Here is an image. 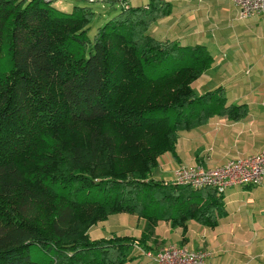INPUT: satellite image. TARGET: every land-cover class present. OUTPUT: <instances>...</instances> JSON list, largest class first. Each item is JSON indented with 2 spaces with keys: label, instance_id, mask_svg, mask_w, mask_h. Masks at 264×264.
<instances>
[{
  "label": "trees",
  "instance_id": "16d2710c",
  "mask_svg": "<svg viewBox=\"0 0 264 264\" xmlns=\"http://www.w3.org/2000/svg\"><path fill=\"white\" fill-rule=\"evenodd\" d=\"M55 2L0 0V264H126L159 222L218 227L224 196L152 175L179 132L247 113L222 86L194 90L211 52L151 34L165 0L122 7L93 40L95 12ZM116 214L146 233L91 239Z\"/></svg>",
  "mask_w": 264,
  "mask_h": 264
},
{
  "label": "crops",
  "instance_id": "0c3cea01",
  "mask_svg": "<svg viewBox=\"0 0 264 264\" xmlns=\"http://www.w3.org/2000/svg\"><path fill=\"white\" fill-rule=\"evenodd\" d=\"M165 1L172 4L174 28L167 31L166 36L157 37V32L153 31L152 35L161 40H178L184 46H206L214 63L194 82L201 85L197 90L193 84L194 90L201 95L222 86L227 104L245 105L247 113L239 120L216 116L204 125L181 131L177 160L167 153L162 156V164L159 159L160 168H164L165 174L175 170L179 163L216 168L231 160L259 153L264 148V46L248 48L247 44L262 17L236 22L238 8L230 0H210V5L207 0ZM149 2L131 0L129 5L147 6ZM61 3L54 5L63 11L71 10L70 5ZM191 5L198 7L196 16L182 18L185 13L179 12L185 10L183 6L191 9ZM204 7L208 8L206 16L210 13L212 24L216 25L210 32L199 25L200 17H204ZM191 18L194 29L186 33L180 25ZM207 82L210 89H202ZM224 201L228 215L216 228H207L195 221L173 228L166 222L148 235L144 231L145 220L136 215L116 214L94 226L90 237L93 240L112 236L141 238L146 233L148 246L157 247L159 241L162 247L165 241L166 245H185L191 250L208 251V264H264V183L258 187L233 186L227 190ZM131 256L133 259L126 264H149L135 249Z\"/></svg>",
  "mask_w": 264,
  "mask_h": 264
},
{
  "label": "built area",
  "instance_id": "2783aa9c",
  "mask_svg": "<svg viewBox=\"0 0 264 264\" xmlns=\"http://www.w3.org/2000/svg\"><path fill=\"white\" fill-rule=\"evenodd\" d=\"M230 1L238 8L240 19H251L258 16L264 18V0ZM175 182L194 189L210 188L220 196H224L233 186H262L264 183V148L257 154L231 160L216 168L182 167L175 173ZM135 248L141 249L138 245H135ZM155 254L156 264H208L210 257L208 251L177 246H170L161 254ZM145 255L151 256L150 253Z\"/></svg>",
  "mask_w": 264,
  "mask_h": 264
},
{
  "label": "rangeland",
  "instance_id": "374dc122",
  "mask_svg": "<svg viewBox=\"0 0 264 264\" xmlns=\"http://www.w3.org/2000/svg\"><path fill=\"white\" fill-rule=\"evenodd\" d=\"M54 1H56V2H62L61 4H63V5H65V4L70 5V9L71 10H72L73 7L79 6V7H89V8H91L94 11L95 12V19H94V21L91 24V30L89 32L90 39L93 40V38H94V36L96 34V31H97V28L100 27L101 25H103L105 22H107L114 15H116L120 11V9L122 7L130 6L129 5V1H131V0H54ZM201 1L203 2V1H206V0H201ZM130 4H132V2ZM207 4L210 5V0H207ZM187 7L188 6H183V8L185 10L179 12V13H183V12L185 13V16L182 14V16H183L182 18H187L188 16H191V17L196 16V10H198V7L197 6H194V5H191V9H187ZM183 8H179V10H182ZM204 9L205 10L202 12V14H204V17H200V21H199L200 24L199 25L200 26H204V28L205 29L207 28L209 30V32H210V30L212 28L215 29V26L216 25L215 24H212L213 21H212V17H210V13H208L207 16H206V12L208 11V8H205L204 7ZM202 14H200V15H202ZM191 20H192V18L190 19V21L188 19H186V23H183V24L180 25V27H184V32H186V33H189L191 30L194 29L193 28L194 25H192ZM247 20L248 19H240V13H239V10H238V14L236 16V22H240V21L241 22H245ZM157 22H159V24L156 25L157 27L153 25L151 27V30H150L151 31V34H153V32H157V33H155L156 34L155 36H157V37H162L164 35L166 36L174 28V26H173L174 17L172 15L171 16H168V17L160 18V19H158ZM167 31H169V32H167ZM214 33L216 34V32H214ZM247 45H248V48H254V47H258V46H264V19L261 18L260 23L257 25V29H256L254 35H252V36H250V38H248V44ZM206 84H207V86H205L204 88L202 87V89H210L209 88L210 86H208V82ZM194 85H195V87H196L197 90H198V87L201 86L200 85V82L195 83ZM195 87H193V88H195ZM186 131H190V130H186ZM177 143H178V141H177ZM176 152H177V146H176ZM255 154H257V153H255ZM162 156L159 158L161 160V164L164 161V157L162 158ZM170 158H172V157H170ZM240 158H245V157H240ZM169 160L172 162V159H169ZM175 160H177V159H175ZM182 167H187V168H193V167L194 168H196V167L209 168V167H206L204 165H197V164L196 165H189V164L179 163L176 166L175 170H173L172 172H169L168 174H165L164 168L162 170V167L160 168V165H159V167L157 168V170H155L152 175H153V177L156 180H162V181H166V182H169V183L178 185L175 182V173L180 168H182ZM183 186H185V185H183ZM162 223H166V222H159V223H157L153 227V230L151 231V234H152V232H154V230H156V227H160V224H162ZM167 223H170V222H167ZM170 225H172V224L170 223ZM177 227H180V226H173V228H177ZM93 228H94V226L90 229V231H92ZM90 231H89V235H90ZM149 234L150 233H148V235ZM162 245H164V246L160 247L161 246V242L158 241V246L157 247L149 246V249H144L142 247H140L141 249H136V248H134V249L137 250L141 254V256H143L148 261L149 264H156V262H155V257L156 256H154V255H156L155 253H157V254L160 253L161 254V252L164 249H166V248H168L170 246L187 247L185 245H168V244L166 245V242L165 241H163V244ZM187 248L190 249L189 247H187ZM148 253L151 254L150 257L147 256V255H145V254H148ZM36 255H40V252L38 251V249H34L33 250V258H35Z\"/></svg>",
  "mask_w": 264,
  "mask_h": 264
}]
</instances>
